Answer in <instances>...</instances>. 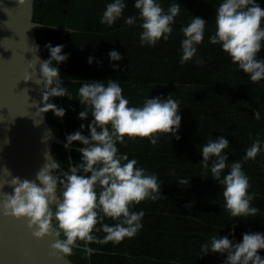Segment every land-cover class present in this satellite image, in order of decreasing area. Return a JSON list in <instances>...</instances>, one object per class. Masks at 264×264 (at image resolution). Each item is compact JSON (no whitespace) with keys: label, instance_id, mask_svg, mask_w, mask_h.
Masks as SVG:
<instances>
[{"label":"trees","instance_id":"1","mask_svg":"<svg viewBox=\"0 0 264 264\" xmlns=\"http://www.w3.org/2000/svg\"><path fill=\"white\" fill-rule=\"evenodd\" d=\"M109 0H34L33 20L37 40L43 44L42 54L48 58L47 42L62 44L68 59L58 65L62 84L71 95L53 97L51 103L65 109V117L57 118L46 112L53 132L63 140L67 134L85 124L78 119L82 106L78 102L79 80H117L122 94L130 105L139 106L145 97H166L172 93L181 101V122L177 135L180 139L160 134L156 145L147 138L128 139L118 145L119 151L136 158L138 165L148 173H155L161 184V197L145 200L133 206L143 209L142 228L132 238L118 244L108 242L77 241L69 259L75 264H222L225 255L209 253L198 255L200 245L209 236L228 235L233 223L237 242L244 232H264V153L255 160L242 161L249 178L250 192H254L252 206L259 209L257 216L231 218L223 208L222 187L210 173L202 169L199 145L223 135L229 141L225 151L229 162L241 160L245 150L255 139L264 141V81L253 83L232 63L219 45L209 43L208 36L215 31V6L220 0H177L180 14L175 18L173 33L167 41L161 39L154 47L139 43V21L135 26L123 23V17L112 26L100 23V16ZM171 0H162L167 9ZM264 8V0H257ZM136 16L133 0H127L123 16ZM193 16L207 21L205 36L198 46L199 62L179 64L180 29ZM50 26V27H49ZM64 28L70 29V32ZM121 53L118 62L123 70H114L108 52ZM93 56V63L87 58ZM264 58V48L258 53ZM205 61L201 64V61ZM75 81V82H73ZM254 110L260 119H254ZM127 139V138H126ZM69 152L54 144V158L61 162L64 171L68 164L80 162L79 144L73 142ZM227 171V169H225ZM189 178L188 185H179L181 178ZM232 219V220H231ZM104 223L113 224L111 218ZM100 238L104 233L97 232ZM62 238V237H61ZM232 238L231 236L229 237ZM90 246L88 252L83 246ZM260 254L264 256V250Z\"/></svg>","mask_w":264,"mask_h":264},{"label":"clouds","instance_id":"2","mask_svg":"<svg viewBox=\"0 0 264 264\" xmlns=\"http://www.w3.org/2000/svg\"><path fill=\"white\" fill-rule=\"evenodd\" d=\"M23 3L25 0H17V4ZM126 4L127 0H109L100 23L110 27L122 17L127 26H135L139 21L141 46L154 47L161 39H169L175 18L180 14L181 5L177 0H171L167 9L162 6V0H133L137 15L124 17ZM214 19L215 31L208 36L209 43L219 45L249 81L254 84L264 81V58H258L264 48V8L257 0H220L215 6ZM206 23L205 19L193 16L181 27L180 65L199 62L198 46L204 40ZM38 47L34 45L35 50ZM63 47L47 42L48 58L36 56L37 78H24L40 86L42 107L37 112L41 116L52 111L57 118H62L65 109L51 103L50 99L67 95L71 100L60 80L58 67L68 59L69 54L63 52ZM107 55L110 66L122 71L118 63H113L123 59L121 53L112 49ZM93 60L90 55L87 63L91 65ZM79 81L77 100L82 110L77 114L78 119L85 120L89 115L92 119L87 124V135L83 134L85 124L81 123L78 130L67 134L64 146L68 148L78 142L80 162L68 164L70 172L64 171L61 162L45 152L44 163L32 179L12 176L5 167L4 171L11 176L12 192H3L0 199V211L6 216L24 218L35 238L57 237L51 247L64 256L72 254L77 241L118 244L134 237L142 228L144 211H134L133 206L161 197L162 182L157 175L139 166L136 158L119 151L118 145H126L128 139L137 137L147 138L156 145L160 134L180 139L177 133L181 101L172 93L166 97L147 96L141 105L135 106L130 105L119 82L113 78ZM253 118L260 119L259 111L254 110ZM8 142L5 138L4 143ZM198 147L201 168L222 187L223 208L227 214L241 221L243 217L257 216L259 209L251 204L255 193L249 191L251 185L242 161L255 160L259 153H264V141L253 140L241 160L231 162L225 154L229 141L223 135ZM177 183L188 185L189 178H181ZM105 218L115 223H104ZM235 229L233 223L228 235L209 236L207 242L200 245L198 255H225L222 264H264V256L260 254L264 250V232H244L237 242ZM101 231L102 238L96 235Z\"/></svg>","mask_w":264,"mask_h":264},{"label":"water","instance_id":"3","mask_svg":"<svg viewBox=\"0 0 264 264\" xmlns=\"http://www.w3.org/2000/svg\"><path fill=\"white\" fill-rule=\"evenodd\" d=\"M33 2L0 0V199L3 192H12L5 167L12 176L32 179L44 163V153L54 158V144L65 145L53 132L46 113L37 112L42 95L33 80L39 69L36 56L44 59V46L36 37L35 28L40 24L33 20ZM34 45L39 47L35 50ZM26 76L33 80L25 81ZM72 148L66 149L70 152ZM56 239L51 235L35 238L24 218L0 211V264H75L52 249ZM83 247L94 252L88 245Z\"/></svg>","mask_w":264,"mask_h":264},{"label":"rangeland","instance_id":"4","mask_svg":"<svg viewBox=\"0 0 264 264\" xmlns=\"http://www.w3.org/2000/svg\"><path fill=\"white\" fill-rule=\"evenodd\" d=\"M205 63V61L203 60V61H201V64H204Z\"/></svg>","mask_w":264,"mask_h":264}]
</instances>
